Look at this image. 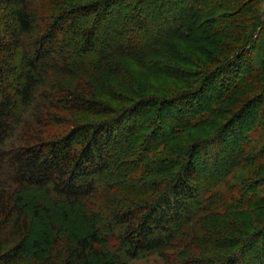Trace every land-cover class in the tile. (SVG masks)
I'll list each match as a JSON object with an SVG mask.
<instances>
[{
    "label": "trees",
    "instance_id": "trees-1",
    "mask_svg": "<svg viewBox=\"0 0 264 264\" xmlns=\"http://www.w3.org/2000/svg\"><path fill=\"white\" fill-rule=\"evenodd\" d=\"M260 4L0 0V264H264Z\"/></svg>",
    "mask_w": 264,
    "mask_h": 264
},
{
    "label": "rangeland",
    "instance_id": "rangeland-1",
    "mask_svg": "<svg viewBox=\"0 0 264 264\" xmlns=\"http://www.w3.org/2000/svg\"><path fill=\"white\" fill-rule=\"evenodd\" d=\"M260 7H261L262 18L264 20V0H261ZM262 36H264V32L262 33ZM169 114H173V112L169 110L168 115ZM160 119L162 120V118ZM140 121L143 124V118H141ZM163 128L166 129V126L163 125ZM136 264H162V261L157 259L156 257H150L148 259L138 261L136 262Z\"/></svg>",
    "mask_w": 264,
    "mask_h": 264
}]
</instances>
